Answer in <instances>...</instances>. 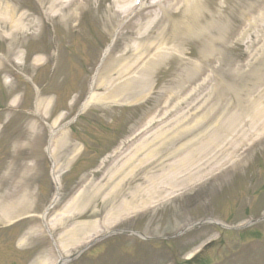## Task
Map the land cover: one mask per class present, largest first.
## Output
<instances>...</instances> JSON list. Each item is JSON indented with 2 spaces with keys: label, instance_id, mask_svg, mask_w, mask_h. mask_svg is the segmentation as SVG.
<instances>
[{
  "label": "rangeland",
  "instance_id": "obj_1",
  "mask_svg": "<svg viewBox=\"0 0 264 264\" xmlns=\"http://www.w3.org/2000/svg\"><path fill=\"white\" fill-rule=\"evenodd\" d=\"M91 1L92 7L90 14L89 11L86 12V14H84L85 17H83V19L81 18V20L84 21L85 26L87 25L89 28V38L93 37V40L95 37L102 38L104 40L106 39V42H108L110 40L111 34L109 33L108 35L107 30L104 29V26L108 25V27H110L111 25L108 17V10L109 14L111 15L113 13L112 8L114 7V0ZM195 1L198 6L203 8L204 18L200 21L197 14L194 18L192 17V22L197 25V29L205 26V33L202 34L200 32L197 34L195 30L190 38H182L179 40V43L174 44L169 43L167 45V40H165L163 44L167 45L174 51L177 50L176 45H178V47L184 46V58H181L182 56L172 55L162 64V66L157 70L158 74L154 75L153 82L155 79L157 80L155 84L153 83L151 86V91L147 93V96L143 97L133 106L101 104L100 106H92L88 111L82 114L84 119L87 114L93 115L91 112L95 108H104L107 113L106 118H114L112 123L109 122L110 132L107 134H110L111 136L114 135L117 142L120 141V136L122 138L123 135L129 133L138 124H140L142 117L149 111H155V114L158 116V118H163L162 121H166L162 125L164 127L163 130L169 128L174 123L176 116L178 118V116L182 113L190 116L188 119V124L195 125V127L186 129L188 136L186 133H184L180 137L169 141L166 144L167 147H163L158 152H156L149 164L145 165L146 170L155 169L161 166V164L165 161L168 162L170 159L177 157L179 158L182 154L189 152L192 148L190 146L182 145L183 139H194L197 140L195 145L200 144V141L198 140L204 139L205 133L211 135L217 123L221 124V150L225 151L226 146L232 150L229 143L233 145L234 141H237V138H239L241 135H244L246 131L251 129L254 124L253 117L255 116V113L258 111V109H262L264 107V15L263 17L257 18V21L255 20V22L250 25L242 24V20L244 19L242 17L245 12H248L251 5L254 3V0ZM0 2L18 8L17 6L21 5L19 2H23V0H0ZM97 5L98 10L95 9ZM218 10H220V12H218ZM196 20H199L200 22H197ZM74 24V20L71 21L67 26H65L63 23L59 24L60 37L62 39L64 37L74 38L75 46L79 49L81 48V41H83L84 48H86L85 44L90 45L88 43L91 39L84 41V39H82V37L79 36L77 32L73 33L72 29H75L73 26ZM246 25L248 26L246 27ZM136 29L137 28L131 27L129 28V33H121L119 35L116 45L113 46L114 61L116 62V59H118L116 63H128L131 61L129 58L132 60L134 59L135 56H133V50L126 51L125 55L121 58L117 57L125 51L126 44L132 43L136 39L138 33ZM218 29L221 30V33H219ZM225 30L230 31L226 33L230 34V38H227V36L223 34V31ZM239 30L242 33H238ZM122 31L124 30H121L120 32ZM46 32H51L50 28L48 29L46 27L45 33ZM24 35L25 32L17 34L15 38L22 40ZM30 37L31 35L26 37L24 41ZM43 38L45 39V34ZM0 39H2L6 49L7 47L11 46L8 38L0 35ZM215 40L220 41L214 42ZM99 42H102L101 39H99ZM158 44L161 46V43L158 42ZM219 48H221V51ZM60 49L62 50V43L60 44ZM202 53H206L208 56H203ZM73 59L80 61L78 55H75ZM185 61H188L192 65L194 62H199L203 64L206 69L203 71L204 75L200 77V79L203 78L201 79L204 81L203 83L198 81L195 85L193 84V86L184 90L181 89L182 84H178V81L181 78L184 79V77L187 76L182 72ZM105 63L102 69L105 67ZM192 69L193 68L191 67V70ZM61 72L62 74L69 73V64L65 59H63V67ZM126 73H133V71H127ZM196 76H198V74H196ZM114 77L116 81H120L121 79V77H118L117 72L114 73ZM192 80L193 79H189L183 84V86L185 85L186 87L190 85ZM64 81L65 77L62 78V82L59 85L61 87V91L73 90L75 88L74 82L73 84L72 82H68V85H66ZM200 82L201 84L199 85ZM95 90L99 93H104L108 90V87H100L97 85ZM87 92L88 89L84 94L82 93V98L87 95ZM236 92H238L242 98V103L238 105L235 96ZM174 104L175 108L172 107ZM78 108L79 106L77 103V105L74 107V113L78 110ZM125 109L128 111H125ZM164 111H167L166 115H162ZM208 113H211V116L205 119L204 116L208 115ZM28 115L31 116V114ZM24 122V124L17 125L19 127L15 128L14 130L8 129L4 133V138L0 142V194L3 196L9 192L10 196L18 197L21 192L25 191L24 187L27 186V183H25V179L23 177L24 174H26L23 167H39L36 171L43 173V168L49 167L50 165L47 157L40 150L33 147L20 150V148L17 147V144L20 142L23 144L25 143L24 140H21L19 136L25 135L27 137V143H31L34 139H36L37 136H40V145L47 143L48 140L47 131H43L40 128V133L36 134L35 132H37L38 129L34 130L30 126L31 123H27L26 119ZM102 122L106 123V120L103 119ZM259 123L260 121H258L256 124ZM95 127L101 130V124ZM113 127L116 128L114 129ZM63 128L64 129L57 131L55 135L58 133L63 134V132L69 131L67 125H63ZM72 128L74 130H85L88 134L91 133L98 138L102 137L101 142L105 145V149L102 150V153L99 154V157H89L87 150H82V155H86V160L87 158L91 159V163L95 162L94 164H97L102 158L100 156H102L104 152L106 153V148L112 143L109 144L108 142H105L104 136L99 135V133H97L98 135L95 134V132L100 131L92 129L93 127L91 125L86 126L83 120L74 123ZM42 139L43 141H41ZM173 141L176 142L175 145L173 144ZM254 146L256 147H253L252 154L248 155V153L252 150L251 149L248 153L243 155L245 160L242 165H247L249 162L250 165L248 167H251L250 169L252 170V177L257 181L263 182L264 144H255ZM53 148V151L55 152V155L59 159L60 163L63 166H67L66 168H68L69 166L67 159L70 155V152L64 148L63 143L60 145H55ZM110 148H108V150ZM169 153L173 155V158L168 156ZM222 155L223 154H221V156ZM154 159H156L155 162ZM32 163H34V166H30ZM88 163L90 162L87 160L83 161V165L80 164L79 166H76L77 174L80 176L71 184L69 183L68 185H65L64 188L62 187L58 206H61L60 208L66 206V198L72 194V191L75 190L74 185H77L80 180L86 179V182L82 187L83 189L81 194H84L83 197H92V201L88 204L86 203L87 205H90L91 208L84 210L86 204L81 201V203L78 205L80 207L82 205L83 207L76 211L77 213L73 215V218H71L70 221L65 219L62 226L53 230V233L56 237H58V235L64 237L65 229H69L73 225L77 224L79 218H84L85 220L89 218V214H91V216H97L102 219L111 212L109 210H111L110 207H112V205L116 204L114 206L116 207L118 204H120V195L116 196V194L112 192L108 194L112 185V182H108V172H103L104 170L102 167H97L94 172L85 171V168H88ZM260 164L262 166L258 172L255 167H260ZM238 166H240V164ZM30 172L31 171H28L27 175H29ZM141 176V174H138L134 181H136L139 177L141 178ZM35 179L36 181L40 180V184H44V181L41 179V175L38 176V174H36ZM104 183L107 185L102 189L96 186V184L99 185ZM47 186L48 192L51 191V193H49L50 198V196L54 195L56 189L51 183H49ZM208 190H210V188ZM221 192H225L227 194L229 197L228 202L230 203L241 201V199L232 191L230 187L224 186ZM35 195H38V193ZM198 197H200V195H198ZM211 198H213L212 202L209 204V209L211 211L214 210V212L218 213L219 215H221V213L231 216L235 215L232 222H237L244 218L242 217L245 212V210L243 211V204H241L239 208H237L235 204H228V202L221 205V195H218L217 193H215ZM38 200L35 201L37 203V208L34 210L42 211L47 200H43L42 203H40L39 198ZM263 200L264 196H262V194L259 199L257 198V200L255 197L252 199V204L247 206L250 210V215H260L263 207ZM229 205H231L233 208H231ZM59 213H57V217L59 216ZM194 214L195 216H200L202 215V211H194ZM166 216L167 217L164 218L163 221H161L158 225H154V223L152 227H150V233H167L164 230L171 229L174 217H172L171 214H166ZM1 225L3 224L0 222V226ZM211 228L213 227L211 226ZM24 231H27V235L29 236L28 242L26 243L25 248H18L17 245L21 236L24 235ZM40 236H42V234L38 233L36 235L35 231L30 234L29 225L25 221L21 222L19 226L17 225V229L14 231L0 229V264H44L47 256H55L56 251L53 247L48 249L45 245L42 246V242L39 240V238H42L43 236ZM225 238L227 240L226 243H229L232 239V235L229 234L225 236ZM201 239L212 240L217 239V236L212 233L210 228H208V234H206ZM218 241L219 240H216V242ZM196 242L198 241H195L193 244L195 245ZM126 243L124 245H128ZM126 249L130 250L128 247H126ZM212 249L213 247L207 249L206 252L208 251L209 254H212ZM144 251L145 250L138 252L137 256L140 257V259L145 258L142 255H146V257L150 256L147 253L143 254ZM186 254L188 253L185 251L182 252V258H184ZM88 257V254L84 255L81 260H85ZM117 257L118 254L116 253L114 258H109L111 264H116ZM121 261L122 258H119L120 263ZM107 262L108 261L106 258L105 261H102V264H107ZM159 262L160 261L154 260L155 264H163V261L162 263ZM247 264L253 263L249 262Z\"/></svg>",
  "mask_w": 264,
  "mask_h": 264
},
{
  "label": "bare ground",
  "instance_id": "obj_2",
  "mask_svg": "<svg viewBox=\"0 0 264 264\" xmlns=\"http://www.w3.org/2000/svg\"><path fill=\"white\" fill-rule=\"evenodd\" d=\"M64 1H66V0H64ZM79 2H81V1H78L74 5H68V4L67 5L70 6V7L76 8L77 6H79V5H77ZM121 2H122V5H120V7L124 6L123 4L126 2V0L125 1L124 0H121ZM61 3H62V0H54V1L52 0L51 1V4L54 5V7L52 9V11L54 12L53 14H57L58 10L60 11V9L62 10V7L60 5ZM185 5H187V6H185ZM191 5H192V0H181V5L178 6V7L184 8L185 9V14H186V11L187 10H190V8L188 6H191ZM166 8H168L169 10H171L172 8H174L173 7V3H168ZM15 17H16V12H14V10L13 11H10V9L0 8V23L4 24L7 27H10V28L13 27L15 29H19L20 26H24L23 22L21 21L23 17L20 18V16H19L18 19L15 18ZM177 25L178 26L172 30V32L174 34L173 36H178V33L180 32L179 31L180 30L179 28L181 26L183 27V25L180 22H178ZM178 37L180 38L181 36H178ZM139 40L140 41H137L138 44L133 46L134 47V52L136 54V60H135L134 63H137L145 53H149L153 49L152 44L151 43H148V39L145 37V35L143 36V38H141ZM154 53H155L154 56L148 58L147 62L144 63L143 65L133 66L132 71L135 69L136 70V73L139 74V76L132 77L129 82H126L123 85V91L125 89L127 91H129L124 96L123 101L133 100V99H129L130 96H134V95H138L139 96L150 85L149 82H150V77H151V75L153 73V70L157 68V66L160 63V61L162 59V56H163V54L161 52H158V54H157V52L154 51ZM114 66H115V64L114 65H111L110 70L113 69ZM122 71L123 70H121V72H118L117 71V73L118 74H120V73L121 74H125V72L124 71L122 72ZM140 75L141 76H144V77L142 78ZM134 80H137L138 81L136 87L139 88L137 90H140V91L137 92V93L135 92V90H136L135 88L136 87L131 83ZM120 90H122V89H120ZM96 99H97L96 95L92 94V95L89 96V98H88V100L86 101L85 104L87 105L89 102L95 101ZM185 120H186V116L182 115L174 123L175 124L174 126H178V124L183 123ZM258 121H260L259 125L256 124ZM253 122H254V124L252 126V127H254L253 129H259L260 130L264 126V111L263 110L258 109V111L255 113V116L253 117ZM220 130H221V127H218L217 133H216V136H217L218 140H220V138H221V136H220ZM153 134L156 135V132H154ZM154 137H153V139H154ZM217 138L216 137H213L212 138L210 135L207 136L205 139H203L202 145L193 147L183 157L177 158L175 161L170 162L168 164V167H166V172L165 173L162 172L163 173L162 176H159V175H157L155 173H153L150 177L149 176H144V181L142 183H139L138 185H136L134 187L135 194L136 193H145L148 196V189H149L150 184H152V188L154 190H151L150 191L149 198H150V196H154L158 192V191H156V189H158L160 187V185L155 182V180L159 181L158 180L159 177H162L163 178V181H162V183H164L163 187H166L167 185H171V184L174 185L175 184L174 181L177 180V179L178 180H181V179L183 180V179L188 178V177L189 178H192L193 176H196L198 173H200L204 169H202L201 171H198V172H196L194 174L187 175V173L189 172V168L188 167H191V165L188 164L190 162V159L193 158V157H195V156H197V155H199V154H202L201 158L198 159V160H195V161L198 163V162L203 161V160H205L207 158V160H210V161L206 162L205 164H210L211 163V159H209V157H210L211 153L212 152H215V154H217V153L221 152V143L217 142L218 141ZM153 139L150 140V143L153 142ZM159 147H160V145L157 144V146L154 147L153 150H150L149 152L146 153V155L144 157H141V159L139 160L138 165H141V164L147 162V160L149 158L152 159L153 152H155V150H158ZM210 147L211 148L214 147V148L211 149ZM142 148L144 149V145L142 143H139V144H137L136 148L135 149H132L130 152L132 153L135 150L136 151L143 150ZM208 148H210L211 150L208 149ZM136 156H137V154L135 153L134 154V157H136ZM129 162H130V159L127 158L124 161V165L125 166L128 165ZM211 165H213V163H211L209 166H211ZM136 167L137 166L133 167L131 169V172H133ZM176 168L178 169L176 171L177 175H175V172H174V169H176ZM175 187H177V186H173L171 188L173 189ZM163 195L164 194H161L160 195V193H159V196H157V197H160V196H163ZM57 197H58V194L56 195L55 199H57ZM157 197H151L150 199H156ZM147 202H149V201H146V199L143 200L142 203H141V205L139 207L145 205ZM137 208L138 207H133V208H130V209H137ZM124 209H122V211ZM130 209H128V211ZM125 213H123L122 215H124ZM119 214H121V213L119 212ZM119 216H121V215H119Z\"/></svg>",
  "mask_w": 264,
  "mask_h": 264
}]
</instances>
